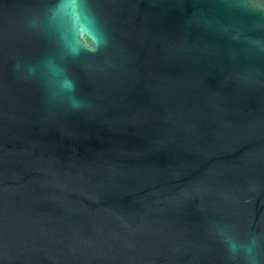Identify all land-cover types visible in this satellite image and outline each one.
<instances>
[{
  "label": "water",
  "instance_id": "95a60500",
  "mask_svg": "<svg viewBox=\"0 0 264 264\" xmlns=\"http://www.w3.org/2000/svg\"><path fill=\"white\" fill-rule=\"evenodd\" d=\"M41 2L0 0V264H225L209 220L264 231V13L96 0L114 67L73 69L81 115L13 73Z\"/></svg>",
  "mask_w": 264,
  "mask_h": 264
},
{
  "label": "clouds",
  "instance_id": "9594fccd",
  "mask_svg": "<svg viewBox=\"0 0 264 264\" xmlns=\"http://www.w3.org/2000/svg\"><path fill=\"white\" fill-rule=\"evenodd\" d=\"M232 7L264 13V0H228ZM22 28L44 46L35 59H15L17 80L34 84L49 113L87 115L94 111L93 100L81 90L74 68L94 75L114 67L107 52L114 37L96 7V0H42L41 6L27 12ZM103 57V63L96 59ZM207 231L225 252V264H264V231L239 234L221 221L209 220Z\"/></svg>",
  "mask_w": 264,
  "mask_h": 264
}]
</instances>
